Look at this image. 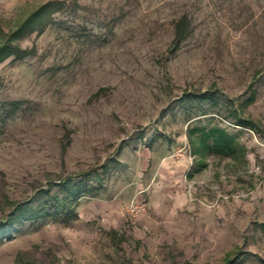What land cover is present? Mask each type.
Returning a JSON list of instances; mask_svg holds the SVG:
<instances>
[{
  "label": "rangeland",
  "instance_id": "374dc122",
  "mask_svg": "<svg viewBox=\"0 0 264 264\" xmlns=\"http://www.w3.org/2000/svg\"><path fill=\"white\" fill-rule=\"evenodd\" d=\"M47 1L0 0V44ZM61 1L0 63V219L96 189L0 231V264H264V0ZM211 127L236 149L195 152Z\"/></svg>",
  "mask_w": 264,
  "mask_h": 264
},
{
  "label": "trees",
  "instance_id": "16d2710c",
  "mask_svg": "<svg viewBox=\"0 0 264 264\" xmlns=\"http://www.w3.org/2000/svg\"><path fill=\"white\" fill-rule=\"evenodd\" d=\"M61 0H49L38 6L31 12L22 22L19 29L9 35L6 41L0 44V63L10 57L22 59L33 53L34 48H23L18 43H14L13 36L23 32L24 28L27 32H41L48 24L53 13L62 8ZM186 25L184 20H180L176 25V33L173 40L174 48H177L185 38ZM253 99V95L249 100ZM238 124L244 127L253 126L250 119L240 118ZM209 140L213 146L220 149L230 150L233 152L237 147L234 136L220 127H211L200 133L199 148L195 152L201 153L207 146ZM229 152V151H228ZM82 175V174H80ZM78 175H68L59 179V191H51V189H40L31 200L12 201L11 207L6 217L0 219V231L5 232L12 228L15 224L22 225L26 221H34L48 217L65 216L68 219L75 218L76 205L78 200L85 193H91L96 188L89 184L85 177L79 181H74V177Z\"/></svg>",
  "mask_w": 264,
  "mask_h": 264
}]
</instances>
